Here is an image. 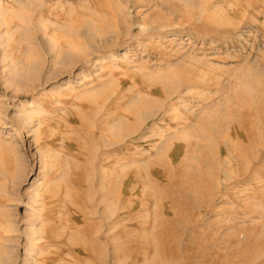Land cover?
Wrapping results in <instances>:
<instances>
[{
    "label": "rangeland",
    "instance_id": "obj_1",
    "mask_svg": "<svg viewBox=\"0 0 264 264\" xmlns=\"http://www.w3.org/2000/svg\"><path fill=\"white\" fill-rule=\"evenodd\" d=\"M0 264H264V0H0Z\"/></svg>",
    "mask_w": 264,
    "mask_h": 264
},
{
    "label": "bare ground",
    "instance_id": "obj_2",
    "mask_svg": "<svg viewBox=\"0 0 264 264\" xmlns=\"http://www.w3.org/2000/svg\"><path fill=\"white\" fill-rule=\"evenodd\" d=\"M258 137V136H257Z\"/></svg>",
    "mask_w": 264,
    "mask_h": 264
}]
</instances>
